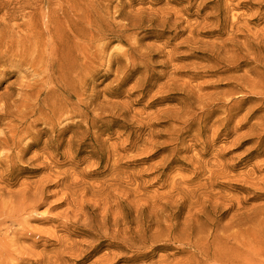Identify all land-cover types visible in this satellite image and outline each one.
<instances>
[{"label":"rangeland","instance_id":"1","mask_svg":"<svg viewBox=\"0 0 264 264\" xmlns=\"http://www.w3.org/2000/svg\"><path fill=\"white\" fill-rule=\"evenodd\" d=\"M100 1L109 5L104 20L115 29L127 25L131 38L116 40V33L108 35L113 40L104 64L97 65L86 91L92 100L89 117L98 113L102 120L87 132L77 131V155L76 150L71 154L76 158L60 168L69 176L75 172L94 191L86 194L93 204L88 214L94 223L106 214L111 226L117 211L127 216L133 249L106 247L108 240L99 242L73 228L65 242L67 233L58 222L37 216L28 223H5L1 242L6 243L12 231L22 234L18 246L26 264H74L68 253L75 255L97 244L99 249L78 264H264V138L256 146L259 130L254 126L264 114L258 110L264 101L247 93L253 87L244 78L237 79L260 76L264 82V63L253 61L264 56V1ZM55 2L0 0V17L6 11L18 18L34 13L37 21L46 15L55 18ZM74 4L84 7L86 1ZM116 10L121 13L118 17ZM109 58L117 59L112 70L119 69L118 77L105 74ZM132 60L134 70L116 88V80ZM137 82H144L143 87H136ZM223 91L229 92L220 94ZM199 97L207 98L213 108L230 99L244 102L223 128L214 124L224 117L222 109L213 115L200 113ZM187 104L193 107L191 119L196 125L170 121ZM93 105L101 109L92 111ZM78 120H62L60 127ZM200 122L204 127L197 135ZM175 125L182 131L172 135ZM217 126L218 136L212 138ZM71 134L67 130L64 139ZM66 145V141L60 144L57 159L69 156L63 153ZM199 161H216L219 174L209 179ZM24 175L29 177L19 178ZM255 192L260 195L253 198ZM46 209L44 205L39 212ZM63 209L55 207L43 216L54 217ZM111 229L113 234L115 228ZM6 231L10 235L4 239ZM218 248L223 255L217 258Z\"/></svg>","mask_w":264,"mask_h":264},{"label":"bare ground","instance_id":"2","mask_svg":"<svg viewBox=\"0 0 264 264\" xmlns=\"http://www.w3.org/2000/svg\"><path fill=\"white\" fill-rule=\"evenodd\" d=\"M85 1L86 6L83 7L76 6V0H69L66 5H61V0H56L57 7L52 10L57 14L55 18L46 15L37 21L34 13L22 14L18 18L14 14L6 15V11L0 17V88L5 84L0 91V228L5 223L10 226L13 223H28L30 218L37 216L40 220L58 222L57 226L67 233L65 242L71 236L70 232H74L70 230L73 228L80 231L79 235L92 237L99 242L108 240L106 247L133 249L135 239L130 236L132 228L129 231V227H126L129 223L127 216L117 211L111 226L106 214L99 223H94L88 214L93 204L86 199L87 192L94 191L78 179L75 172L69 176L67 171L60 168L63 164H72L76 158V147H79L77 131L81 129L87 132L102 120L98 118V113L89 117V107L92 105V100L86 94L89 79L97 71V65L104 64L106 49L113 39L131 38L130 33L126 34L130 31L127 25L115 29L111 28L113 24L104 20L109 11L108 4L102 5L100 0ZM23 10L22 8L20 11ZM115 13L117 17L121 15L119 10ZM113 33H116L115 38H108ZM111 55L110 53L109 56ZM253 61L262 64L264 56L253 58ZM116 62V58L106 60L105 74L113 73L118 77L119 69L112 70ZM128 64L131 67L116 80V88L122 85L127 73L134 70V60ZM11 78L14 79L8 81ZM241 78L247 81L248 86L253 87L247 93L264 101L262 77L241 76L237 79ZM143 85L144 82L136 83V87ZM251 98L253 97L245 100ZM243 102L230 99L228 103L221 102V105L213 108L207 98L199 97L197 100L200 113L213 115L222 109L224 117L214 124L219 123L223 128ZM262 104L258 109L260 111H264V103ZM192 108L191 105H184L170 117V121L187 127L195 126L191 119L194 115ZM100 109L99 105H93L91 110ZM74 117L79 120L73 126L60 127L62 120ZM221 121L223 122L220 124ZM254 126L259 130L255 143L259 146L264 138V114L258 117ZM203 127L201 122L198 123L197 135L201 134ZM69 129L72 134L64 139V134ZM181 131L182 128L175 125L170 133L174 135ZM43 135L46 136L44 140ZM217 136L218 126L212 138ZM83 137H79L80 143L84 141ZM64 141L67 145L63 153L69 156L59 160L58 149ZM74 150L75 155L71 156ZM199 163L208 173L209 179L212 180L219 174L220 165L216 161ZM21 174L29 177L24 175L19 178ZM129 179V183L133 185V176ZM14 187L16 188L12 189ZM52 187L55 190H50ZM259 195L255 192L253 198ZM52 197H57L56 201L48 202ZM44 205H47L46 211L39 212V208ZM61 206H64L63 211L54 217L43 216L48 215L51 209ZM120 225L124 226L122 230L119 229ZM21 226L24 229L22 224ZM111 227L115 228L113 234H110ZM56 229L54 227L53 231ZM12 232L14 235L9 238L7 231L3 233V238H8L6 243L1 242L0 238V264H26L18 246V241L24 237L16 230ZM31 243L35 244V241L31 240ZM99 246L100 244L87 245L85 250L80 249L75 255L68 254L73 256L74 264H78L87 261ZM203 248L208 249V245ZM222 255L220 248L214 252V257ZM104 256L107 257L108 254ZM100 263L101 261H95L93 264Z\"/></svg>","mask_w":264,"mask_h":264}]
</instances>
